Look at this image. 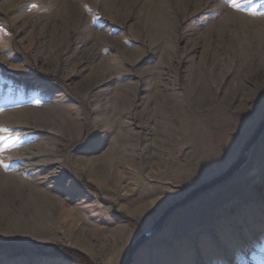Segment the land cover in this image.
<instances>
[{
  "label": "rangeland",
  "instance_id": "374dc122",
  "mask_svg": "<svg viewBox=\"0 0 264 264\" xmlns=\"http://www.w3.org/2000/svg\"><path fill=\"white\" fill-rule=\"evenodd\" d=\"M263 116L264 0H0V264H121ZM131 264H264V134Z\"/></svg>",
  "mask_w": 264,
  "mask_h": 264
},
{
  "label": "water",
  "instance_id": "95a60500",
  "mask_svg": "<svg viewBox=\"0 0 264 264\" xmlns=\"http://www.w3.org/2000/svg\"><path fill=\"white\" fill-rule=\"evenodd\" d=\"M264 134V116L257 124L255 130L246 140L242 146L237 157L227 166L225 170L212 177L211 179L197 185L190 191L186 192L180 198L174 200L172 203L167 205L155 218L152 224L141 231L140 234L133 240V242L128 246L125 257L121 264H131L134 259V255L139 247H141L148 239H150L156 232H158L162 226L166 223L168 218L181 207L186 206L191 203L201 195L207 193L208 191L214 189L218 185L226 182L231 177H233L238 171L247 163L249 160L252 150L258 143L262 135Z\"/></svg>",
  "mask_w": 264,
  "mask_h": 264
},
{
  "label": "trees",
  "instance_id": "16d2710c",
  "mask_svg": "<svg viewBox=\"0 0 264 264\" xmlns=\"http://www.w3.org/2000/svg\"><path fill=\"white\" fill-rule=\"evenodd\" d=\"M38 76L44 80H51L50 77H48L46 74L40 73L38 74ZM11 77L15 78V79H19L17 75L15 74H11ZM82 182L84 183V185L91 189V190H95L96 188L90 184L89 182H87L86 180H82ZM112 207L114 208V205H112ZM117 212V211H116ZM119 215L123 216L125 219L132 221V219L126 215H124L121 212H117ZM10 247H12L11 245H8ZM6 247L5 244L0 243V249ZM51 250L48 253H52V254H62L65 258H67L68 260H76V261H80V262H84L86 264H93V262H91V260L89 259V257L81 252L80 250L76 249V248H72V247H58L54 244L50 245ZM13 248V247H12ZM23 250L20 251H16L17 253L22 252ZM34 254H45V252L43 251L42 248H37L36 250H34Z\"/></svg>",
  "mask_w": 264,
  "mask_h": 264
},
{
  "label": "bare ground",
  "instance_id": "6f19581e",
  "mask_svg": "<svg viewBox=\"0 0 264 264\" xmlns=\"http://www.w3.org/2000/svg\"><path fill=\"white\" fill-rule=\"evenodd\" d=\"M228 16L230 17L229 14H228ZM232 17H233V15H232ZM240 18H242V17H240ZM225 19H226V18H225ZM237 19H238V18H237ZM237 19H236V20H237ZM243 20H244V18H243ZM228 21H229V20H228ZM230 21H231V20H230ZM237 21L239 22V20H237ZM241 21H242V20H241ZM224 22H225V21H224ZM226 24H227V22H226ZM243 24H244V23H243ZM244 26H245V25H244ZM245 28H246V27H245ZM245 28H244V30H245ZM242 29H243V28H242ZM247 29H248V28H247ZM262 30H263V29H262ZM262 32H263V31H262ZM262 32H261V33H262ZM259 33H260V32H259ZM255 34H256V32H255ZM229 54H230V53H229Z\"/></svg>",
  "mask_w": 264,
  "mask_h": 264
},
{
  "label": "snow or ice",
  "instance_id": "6c2138e0",
  "mask_svg": "<svg viewBox=\"0 0 264 264\" xmlns=\"http://www.w3.org/2000/svg\"><path fill=\"white\" fill-rule=\"evenodd\" d=\"M33 7H35V5H33ZM0 139H2V138H0ZM54 178H56V177H54Z\"/></svg>",
  "mask_w": 264,
  "mask_h": 264
}]
</instances>
